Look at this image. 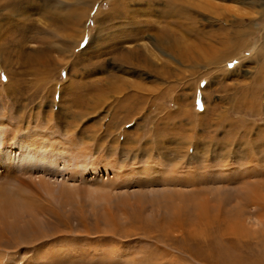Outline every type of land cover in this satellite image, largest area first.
Listing matches in <instances>:
<instances>
[{
    "label": "rangeland",
    "instance_id": "obj_1",
    "mask_svg": "<svg viewBox=\"0 0 264 264\" xmlns=\"http://www.w3.org/2000/svg\"><path fill=\"white\" fill-rule=\"evenodd\" d=\"M31 130L85 170L0 168V264H264V0H0Z\"/></svg>",
    "mask_w": 264,
    "mask_h": 264
},
{
    "label": "bare ground",
    "instance_id": "obj_2",
    "mask_svg": "<svg viewBox=\"0 0 264 264\" xmlns=\"http://www.w3.org/2000/svg\"><path fill=\"white\" fill-rule=\"evenodd\" d=\"M202 1V0H201ZM205 2V1H204ZM114 5V2L112 3ZM187 4V3H185ZM30 6V4H28ZM111 5V4H110ZM206 5V4H205ZM170 7V6H169ZM206 7V6H205ZM181 11V10H180ZM186 11V9H185ZM188 12V11H187ZM96 13V12H95ZM184 14V13H183ZM190 14V13H189ZM187 16V15H186ZM191 16V15H190ZM194 17V16H193ZM190 18V17H189ZM188 18V19H189ZM188 19H185V20H188ZM191 19V18H190ZM193 19V18H192ZM191 21V20H190ZM178 22V21H177ZM192 22V21H191ZM187 23V22H186ZM189 24V23H188ZM181 25V24H180ZM192 26V25H191ZM194 27V26H193ZM182 29V28H181ZM185 30V29H184ZM85 34H81V38L83 39ZM81 39V41H82ZM80 41V43H81ZM75 47V46H74ZM262 47V46H261ZM261 47L258 48V50L256 51L255 55L256 54H260V51H262L263 53V50H261ZM224 51V50H223ZM221 51L219 53H221L219 56L220 58H223L225 56H227L229 53V51H226V53L224 54V52ZM235 56H233L232 58H234ZM35 59V58H34ZM36 60L39 61V58ZM212 63L216 62V56L213 52V55L211 54V58L209 59ZM37 63V61H36ZM39 64H42V61L41 62H38ZM37 63V64H38ZM105 92H103L102 94H104ZM101 97H103V95H101ZM194 99V98H193ZM96 102V101H95ZM116 124V123H114ZM1 133V132H0ZM37 132H35L34 130H31L29 133L27 134H22V136L20 137L19 140L17 141H20V142H16V146H15V151L12 152L11 150H6V152L2 153V156H3V159H0V168H2V166L4 167H8V168H18L20 171H28V172H33V171H37V170H40V171H43V172H46V171H50L48 169L49 165H53V164H56V162L58 160H62V165L63 166H68L69 163L73 162V165L77 168L80 167V165H82L84 162L82 161V157L84 155H87V153H85L84 151L85 150H80L78 153L77 151H73L72 153H68L65 155L64 154H61V151H62V148L61 147L62 145L60 144V146H52L51 145V141L48 140L49 138H40L39 135L37 134ZM50 141V142H49ZM42 143V144H41ZM61 148V149H60ZM151 150V149H149ZM88 151V150H87ZM63 153V152H62ZM77 153V154H76ZM83 155V156H82ZM84 160H87L86 156L84 157ZM104 160V159H102ZM66 161V162H65ZM43 163V165L38 168L37 166L39 165V163ZM105 162V161H104ZM48 163V164H47ZM103 164V163H102ZM115 164V163H114ZM114 164H104V167L103 169H106L108 170L110 167L113 169L112 171L113 172V175H115V177L117 178V173L118 171H116V167H114ZM17 167H16V166ZM47 165V166H46ZM72 166V165H71ZM46 167V168H45ZM73 167V166H72ZM99 167V166H98ZM101 167V169H102ZM83 169H80L79 171H84L85 168L82 167ZM93 168V167H92ZM73 169H75L73 167ZM71 170V169H70ZM91 170V169H90ZM52 171V170H51ZM78 172V170L76 169L75 172ZM47 172V173H48ZM76 172V173H77ZM97 172V170L95 168H93V173ZM73 173V171H72ZM84 173V172H83Z\"/></svg>",
    "mask_w": 264,
    "mask_h": 264
}]
</instances>
